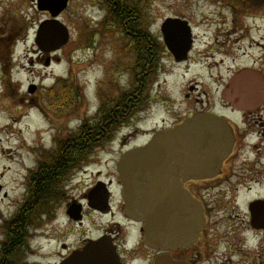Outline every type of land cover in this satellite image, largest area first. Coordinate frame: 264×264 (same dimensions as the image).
<instances>
[{
	"label": "flooded vegetation",
	"instance_id": "1",
	"mask_svg": "<svg viewBox=\"0 0 264 264\" xmlns=\"http://www.w3.org/2000/svg\"><path fill=\"white\" fill-rule=\"evenodd\" d=\"M42 1L35 3L41 20L31 37L34 26L12 19L0 0V155H15L8 164H16L21 177L2 183L10 167L0 175V264H64L102 238L112 242L120 264H155L161 257L178 264H264V51L256 53L264 45L250 33V22L253 28L264 23V0H146L145 11L126 0H92L106 11L105 20L114 11L128 18L134 56L130 136L152 138L212 115L219 124L198 130L231 142L221 163L193 165L197 171L185 177L183 189L199 210V229L191 239L183 231L186 242L174 241L164 250L148 247L144 224L126 215L118 170L127 152L150 139L108 161L107 172L99 171L83 194L73 193L74 91L63 79L50 86L19 79L41 75L58 61L59 52L48 53L38 37L43 22L52 19L41 10ZM72 5L69 0L61 17ZM175 71L182 72L177 95L166 86ZM36 109L47 128L29 138L21 135L12 147L11 130ZM147 111L160 115L152 134L139 127ZM105 118L103 109L86 114L88 123ZM108 144L88 156L105 152ZM6 203L14 209L7 215ZM94 217L113 222L93 236L84 228Z\"/></svg>",
	"mask_w": 264,
	"mask_h": 264
},
{
	"label": "rangeland",
	"instance_id": "2",
	"mask_svg": "<svg viewBox=\"0 0 264 264\" xmlns=\"http://www.w3.org/2000/svg\"><path fill=\"white\" fill-rule=\"evenodd\" d=\"M2 3L6 8H10L12 19L17 17L20 22L26 21L27 24L34 26V30L30 32V36L33 37V31L37 30L36 28L41 20V16L36 10V0H3ZM124 3L134 8L142 6V11L143 9L146 10V0H126ZM106 18V11L95 6L92 0H73L70 9L60 17V21L69 30L70 42L59 52L58 61L50 69H43L41 75L19 77L24 83H28L30 80L31 82L35 81L37 84L42 83L43 86L56 84L58 78L68 82L69 87L74 91V100L72 98L74 101V119L72 125L75 136L79 134L80 123L90 119L86 120V114L93 117L98 112L103 100L112 102L120 94L128 93L132 88L131 74L134 69V56L131 38L127 35V32H124V28L114 23L108 27H106L107 24L101 26ZM42 20L45 21V17H42ZM108 22H111L110 19H108ZM250 27L251 36L264 45V23L258 22L256 27L253 28V23L250 22ZM259 49L256 50V53L261 54L264 48L260 47ZM181 74L182 72L175 71L173 76L167 78L166 86L174 95H177L181 89ZM38 111L36 109L34 112H30L29 117L18 125L20 128L11 130L12 133H15L14 139L11 141L12 147L14 141L20 138L21 135L29 138L37 133L41 134L47 128ZM12 114L16 115L17 113L14 111ZM157 116H160L158 112L152 117L147 111L139 123L140 129L152 134V131L159 124ZM131 133L132 130L128 127L121 129L116 134L114 142L104 147L105 152L95 153L94 156L87 159L88 167L85 170L80 169L79 173H74L72 187L76 196H80L89 188L95 179L94 176L99 171H106L108 161L118 158L122 152L141 144V141L146 142L147 139H150V136L147 139L131 137ZM1 146L4 150L6 145L2 142ZM9 157L13 159L15 155L12 154ZM9 157L0 155V175L8 167L11 169L10 177L4 178L2 183L6 180L10 181V178H19V181H21L20 169L16 164H8ZM18 160L20 158L17 157L15 163ZM105 163L107 165L104 168L103 164ZM2 208L6 215L14 211L13 206L7 203L3 204ZM112 222L111 218L94 217L86 223L84 230L95 236L102 233ZM77 233L76 231L75 241L78 239ZM135 233L136 231L131 229L132 241L136 240Z\"/></svg>",
	"mask_w": 264,
	"mask_h": 264
},
{
	"label": "water",
	"instance_id": "3",
	"mask_svg": "<svg viewBox=\"0 0 264 264\" xmlns=\"http://www.w3.org/2000/svg\"><path fill=\"white\" fill-rule=\"evenodd\" d=\"M69 0H43L40 8L55 20L45 22L39 32L44 48L57 51L69 42L68 29L56 18L67 8ZM212 115H199L171 131L157 133L145 147L127 153L119 163V173L126 201V215L145 223L146 243L164 250L168 244H184L183 231L199 229L200 214L185 193L183 181L196 164H215L228 156L230 140L209 138L199 131L203 124H219ZM209 133V132H207ZM204 175V173L202 174ZM176 244V245H177ZM175 246V245H174ZM173 246V247H174ZM64 264H120L111 241L102 238L73 253ZM155 264H178L161 257Z\"/></svg>",
	"mask_w": 264,
	"mask_h": 264
},
{
	"label": "trees",
	"instance_id": "4",
	"mask_svg": "<svg viewBox=\"0 0 264 264\" xmlns=\"http://www.w3.org/2000/svg\"><path fill=\"white\" fill-rule=\"evenodd\" d=\"M111 20L116 25L123 26L125 32H130L129 27L125 28V22L128 21L125 15H119V13H115L114 11L111 13ZM142 61L143 59H140V63H142ZM141 99L142 98H139V101ZM133 105L134 104L131 102V92L121 94L120 101L117 99L112 102L103 101L102 109L106 115L105 120L102 123L96 122L93 125L83 124L80 135L75 137L74 170L81 167L88 152L93 150V148L99 147L107 139L111 138L117 127L125 124L131 119L134 114Z\"/></svg>",
	"mask_w": 264,
	"mask_h": 264
}]
</instances>
